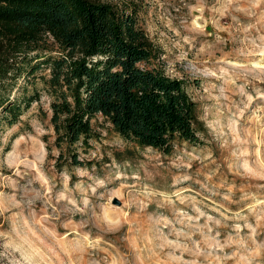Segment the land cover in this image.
Returning <instances> with one entry per match:
<instances>
[{"label":"rangeland","instance_id":"374dc122","mask_svg":"<svg viewBox=\"0 0 264 264\" xmlns=\"http://www.w3.org/2000/svg\"><path fill=\"white\" fill-rule=\"evenodd\" d=\"M132 2L199 142L164 153L97 114L57 144L49 71L20 77L9 99L40 98L0 106V264H264V0Z\"/></svg>","mask_w":264,"mask_h":264},{"label":"trees","instance_id":"16d2710c","mask_svg":"<svg viewBox=\"0 0 264 264\" xmlns=\"http://www.w3.org/2000/svg\"><path fill=\"white\" fill-rule=\"evenodd\" d=\"M131 0H0V106L15 120L39 91L9 99L20 77L46 68L56 143H88L100 114L124 139L170 153L198 143L186 83L154 64ZM61 155V154H60ZM73 163L82 162L72 155Z\"/></svg>","mask_w":264,"mask_h":264}]
</instances>
